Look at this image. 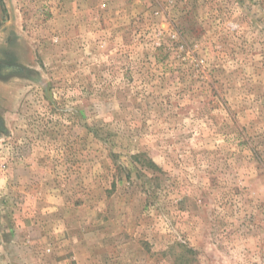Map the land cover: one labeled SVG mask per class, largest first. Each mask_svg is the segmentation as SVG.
Instances as JSON below:
<instances>
[{"label": "rangeland", "instance_id": "1", "mask_svg": "<svg viewBox=\"0 0 264 264\" xmlns=\"http://www.w3.org/2000/svg\"><path fill=\"white\" fill-rule=\"evenodd\" d=\"M0 264H264V0H2Z\"/></svg>", "mask_w": 264, "mask_h": 264}, {"label": "trees", "instance_id": "2", "mask_svg": "<svg viewBox=\"0 0 264 264\" xmlns=\"http://www.w3.org/2000/svg\"><path fill=\"white\" fill-rule=\"evenodd\" d=\"M0 3L2 4V0H0Z\"/></svg>", "mask_w": 264, "mask_h": 264}]
</instances>
